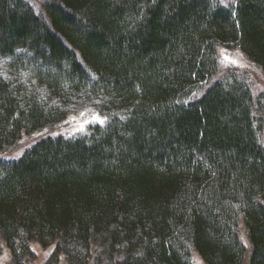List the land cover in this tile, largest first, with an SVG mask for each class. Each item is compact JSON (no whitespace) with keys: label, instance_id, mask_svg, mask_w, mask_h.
I'll return each mask as SVG.
<instances>
[{"label":"trees","instance_id":"16d2710c","mask_svg":"<svg viewBox=\"0 0 264 264\" xmlns=\"http://www.w3.org/2000/svg\"><path fill=\"white\" fill-rule=\"evenodd\" d=\"M39 9L0 0V150L41 134L0 157L12 263L264 264V95L216 79L231 44L264 76V0Z\"/></svg>","mask_w":264,"mask_h":264},{"label":"rangeland","instance_id":"374dc122","mask_svg":"<svg viewBox=\"0 0 264 264\" xmlns=\"http://www.w3.org/2000/svg\"><path fill=\"white\" fill-rule=\"evenodd\" d=\"M36 10L42 5L44 0H27ZM221 4H232L234 0H218ZM232 70L243 76L250 88L253 95H264V76L259 68L252 64L245 56H243L238 46L235 44L231 45H221L219 48V74L216 79L220 78L225 71ZM215 80V77L214 79ZM212 80V81H213ZM64 126V127H63ZM61 125L56 128L55 133L71 135L77 132L80 128L75 127L74 129H69L71 126L69 124ZM41 134H31L23 136L21 141L16 145L14 149H2L0 150V157L12 158L18 157L21 153L31 146L36 140L40 138ZM244 239V237H243ZM243 242L246 244L245 239ZM33 255L31 257H26L23 259L22 264H44L48 259V256L53 252V246L47 249H42L36 244L31 245ZM0 264H13L10 255L4 245L0 248ZM194 263L202 264L200 259L193 255Z\"/></svg>","mask_w":264,"mask_h":264},{"label":"snow or ice","instance_id":"6c2138e0","mask_svg":"<svg viewBox=\"0 0 264 264\" xmlns=\"http://www.w3.org/2000/svg\"><path fill=\"white\" fill-rule=\"evenodd\" d=\"M94 119L97 120V122H102V121L99 120L98 117H94Z\"/></svg>","mask_w":264,"mask_h":264},{"label":"bare ground","instance_id":"6f19581e","mask_svg":"<svg viewBox=\"0 0 264 264\" xmlns=\"http://www.w3.org/2000/svg\"><path fill=\"white\" fill-rule=\"evenodd\" d=\"M26 2H28L27 0H25ZM29 3V2H28ZM30 4V3H29ZM36 10V9H35ZM40 9L38 8V10H36V13H39Z\"/></svg>","mask_w":264,"mask_h":264}]
</instances>
